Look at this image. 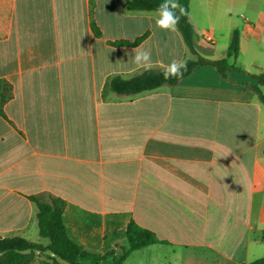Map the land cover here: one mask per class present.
<instances>
[{
	"label": "crops",
	"instance_id": "1",
	"mask_svg": "<svg viewBox=\"0 0 264 264\" xmlns=\"http://www.w3.org/2000/svg\"><path fill=\"white\" fill-rule=\"evenodd\" d=\"M128 1L0 0V79L12 86L0 115V238L35 241L32 197L59 198L86 249L127 247L132 220L168 242L122 264L263 257L264 104L249 74L264 72V0L189 2L199 56L223 58L238 30L229 79L197 65L174 85L120 95L111 78L146 70L134 51H151L157 70L197 58L177 26L156 28L157 11Z\"/></svg>",
	"mask_w": 264,
	"mask_h": 264
},
{
	"label": "trees",
	"instance_id": "2",
	"mask_svg": "<svg viewBox=\"0 0 264 264\" xmlns=\"http://www.w3.org/2000/svg\"><path fill=\"white\" fill-rule=\"evenodd\" d=\"M189 2L190 0H178L180 8L175 11L180 16L176 25L179 29L185 44L189 51L197 54L194 45V27L189 20ZM163 0H129L127 8L129 10L157 11ZM181 8L183 13H181ZM143 37L135 42L119 41L116 45H136ZM239 53V32L235 30L231 43L223 58L210 60L199 57L197 60L186 59L183 63L186 65L181 71L183 76L180 78L172 77L165 79L162 73L164 70L149 69L129 79L121 76H114L108 82V88L120 95H133L146 90H152L162 85H174L182 78L191 74L197 65H212L223 78L229 79V73L232 71L228 66V58L237 57ZM257 81L256 84H249L250 88L257 94L259 100L264 104V93L261 87L264 86V72L258 74H249ZM12 96V86L8 82L0 79V115H3L4 104ZM37 206V225L39 235L49 240L48 245L27 239L22 236H12L0 238V264H31L36 256L44 251L53 254L52 259L59 258L69 264H80V261H90L99 263L106 258L111 259L110 264H122L131 252L142 249L146 246L168 243L161 240L150 229L138 225L135 221H130L125 230V237L128 246L120 247L121 253L117 254L114 249L104 254L91 251L81 246L70 238L63 221L64 201L59 198H52L46 202L37 197H32ZM55 260V259H54ZM54 264H58L55 262ZM241 264H264V256L259 257L248 263Z\"/></svg>",
	"mask_w": 264,
	"mask_h": 264
},
{
	"label": "clouds",
	"instance_id": "3",
	"mask_svg": "<svg viewBox=\"0 0 264 264\" xmlns=\"http://www.w3.org/2000/svg\"><path fill=\"white\" fill-rule=\"evenodd\" d=\"M180 7L181 6L179 5L178 0H163V3L157 9L158 15L155 19L156 28L174 31L180 19V16L177 15L175 10ZM181 13H183L182 8ZM132 62L137 66H142L146 70H149L152 67L151 51H134ZM185 67L186 65L183 62L178 63L176 61H172L170 65L164 70L162 75L165 79L172 77L180 78L183 76V72L181 70Z\"/></svg>",
	"mask_w": 264,
	"mask_h": 264
},
{
	"label": "rangeland",
	"instance_id": "4",
	"mask_svg": "<svg viewBox=\"0 0 264 264\" xmlns=\"http://www.w3.org/2000/svg\"><path fill=\"white\" fill-rule=\"evenodd\" d=\"M194 55H197V58H195V60H197L199 57H202V56H199L198 53L194 54ZM202 58H204V57H202ZM35 241L43 244L44 246L48 245V243H49L48 239L42 238V237L37 236V235L35 236ZM114 250H115V252L117 254L121 253V250L118 249V248H117V250L116 249H114ZM107 251H109V250H107ZM104 253L105 252H103L101 254H104ZM52 256H53V254L50 253L49 251H44V252L38 254V257L31 264H54L55 262H57L58 264H69V263H66V262L62 261L59 258H55L54 257V259H55L54 260V259L51 258ZM200 257H202V256H200ZM209 258L212 259L211 257H209ZM200 259H202V258H200ZM129 260L130 261L128 262V264H134L135 260H136V257L135 258H131ZM110 263H111V259L110 258H106V259H104L103 261H101L99 263H92L90 261H84V260L80 261V264H110Z\"/></svg>",
	"mask_w": 264,
	"mask_h": 264
}]
</instances>
